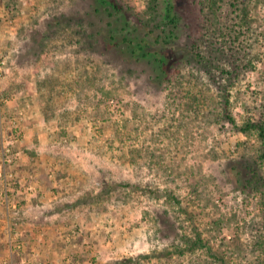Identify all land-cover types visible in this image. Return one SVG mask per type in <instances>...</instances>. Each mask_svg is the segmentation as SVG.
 <instances>
[{"label":"rangeland","instance_id":"374dc122","mask_svg":"<svg viewBox=\"0 0 264 264\" xmlns=\"http://www.w3.org/2000/svg\"><path fill=\"white\" fill-rule=\"evenodd\" d=\"M90 1L0 0V264H264V168L242 184L228 170L257 160L256 136L216 120L215 88L188 68L163 88L149 66L81 49L64 18L92 20ZM126 1L146 15L149 0ZM174 1L182 43L213 29L198 0ZM241 7L255 67L237 42L215 52L237 70L238 120L264 105V0H221L216 26L238 31Z\"/></svg>","mask_w":264,"mask_h":264},{"label":"trees","instance_id":"16d2710c","mask_svg":"<svg viewBox=\"0 0 264 264\" xmlns=\"http://www.w3.org/2000/svg\"><path fill=\"white\" fill-rule=\"evenodd\" d=\"M197 2L205 22L213 26V29L209 30L205 25L207 31L201 35L198 34L194 42L180 41L183 32L182 18L178 14L174 0H149L144 16L137 13L133 5L126 0H91L88 14L93 17L92 20L82 17L75 19L65 17L64 20L71 24H76L75 20L80 21V29L76 28V33L88 37V39L83 37V42H79L81 49L85 44L92 50L109 52L114 58L124 63L149 66L155 73L152 77L163 88H167L170 83H175L178 75L185 68L190 69L197 80H201L204 76L206 82L215 88L220 103L221 111L214 113V118L228 123L236 131L245 135H255L259 142L257 157L259 161L243 162L242 167L239 166L240 169L237 165L231 164L229 172L235 176L237 183L242 184V181L258 183L263 180L259 169L261 166L264 168V105L259 109L248 108L247 111L252 110V113H246L242 120H238L233 113L235 101L232 100L231 95L238 82L237 70L224 59L217 61L215 57V52L219 53L225 44L233 45L237 42L230 50H243L240 51L241 68L250 70L255 67L253 57L248 55L250 51L247 53L245 47H240L246 40L247 30L251 29L248 26L249 19L246 17L245 7H241L242 12L237 15L240 21L238 31L235 32V29L227 25L225 27L229 28V31H225L216 26L221 0H198ZM87 22L88 33L82 30ZM206 45L212 49L209 50ZM52 77L48 75L45 78L50 88L53 86ZM50 96H52L51 93L48 94V97ZM239 98L238 95L235 99ZM147 190L154 192L151 188ZM165 195L166 201L186 211L181 199L173 191ZM184 237L187 250L195 251L203 245V239L197 228L192 230V235ZM222 264L233 263L222 262Z\"/></svg>","mask_w":264,"mask_h":264},{"label":"built area","instance_id":"2783aa9c","mask_svg":"<svg viewBox=\"0 0 264 264\" xmlns=\"http://www.w3.org/2000/svg\"><path fill=\"white\" fill-rule=\"evenodd\" d=\"M6 150L8 151L9 150V148H6ZM18 247L20 246V245H17Z\"/></svg>","mask_w":264,"mask_h":264}]
</instances>
